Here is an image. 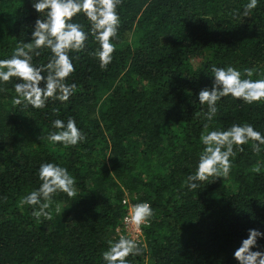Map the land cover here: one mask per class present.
<instances>
[{"label": "trees", "instance_id": "1", "mask_svg": "<svg viewBox=\"0 0 264 264\" xmlns=\"http://www.w3.org/2000/svg\"><path fill=\"white\" fill-rule=\"evenodd\" d=\"M32 3L0 0V59L31 42L36 19L43 18ZM246 3L123 0L106 68L93 55L99 45L91 35L84 50L69 53L75 71L66 82L77 85L69 100L49 98L42 109L13 105L20 81L0 82V264H106L108 240L119 238L127 208L141 202L153 216L141 225V254L129 255L128 264H239L234 252L248 230L264 233V146L259 153L252 141L234 146L227 177H210L193 190L186 182L202 134L250 124L264 135V101L223 97L207 121V106L198 100L201 89L212 87L213 65L231 66L242 79L254 69L250 79H264V0L244 17ZM71 22L90 30L83 13ZM38 51L34 66L51 55ZM69 117L85 141L49 142L52 122ZM46 162L68 170L77 196L57 192L52 219L37 222L34 206L20 201L39 187L38 169ZM251 251L264 252V238Z\"/></svg>", "mask_w": 264, "mask_h": 264}, {"label": "clouds", "instance_id": "2", "mask_svg": "<svg viewBox=\"0 0 264 264\" xmlns=\"http://www.w3.org/2000/svg\"><path fill=\"white\" fill-rule=\"evenodd\" d=\"M123 0H33L34 10L43 14L36 19L31 33V42L21 41L15 48L13 55L7 59H0V82L7 83L15 77L20 82L14 86L16 96L13 105L26 103L35 109L46 106L49 98L61 102L69 100L77 89L75 83L66 82L75 71L70 52H80L85 48V41L89 35L98 43V49L93 55L98 59L100 67L106 66L112 60L115 45L111 42L117 37L120 17L117 8ZM258 0H248L244 5L243 16L247 17L251 10L257 7ZM83 13L90 22V30L86 32L80 23L71 22L77 14ZM50 50V58L46 64L34 66L33 56H39V49ZM214 80L212 87L203 88L198 93L201 105L207 106L204 118L212 121L217 114V103L223 97L231 96L248 104L264 101V79L252 80L254 69H245L242 73L229 66L220 68L213 65L210 69ZM41 84L43 86L41 87ZM55 111V110H54ZM199 115V114H198ZM47 139L52 144L60 143L65 147L75 146L83 142L86 136L76 126V121L69 117L65 123L55 119ZM208 128V124L204 125ZM203 149L199 155L196 170L187 177L186 187L193 190L200 182L213 178L227 177L232 167L230 157L235 155L234 146H240L252 141V150L262 151L264 135L254 130L250 124H233L226 130H212L202 134ZM243 151V148L239 149ZM260 172V166L253 168ZM39 187L31 191L20 201L21 205L34 206L32 216L40 221L41 217L51 220L49 211L53 195L57 192L66 193L68 197L77 196L76 181L68 170L50 162L42 163L38 169ZM57 212L60 209L57 207ZM153 210L149 203L134 204L130 214L124 217L136 231L141 225L150 223ZM258 238H264V233L249 229L248 237L234 252V258L239 264H264V252L251 251L257 247ZM108 249L102 257L106 264H128L129 255H140L142 248L134 238L120 235L117 240H108Z\"/></svg>", "mask_w": 264, "mask_h": 264}, {"label": "built area", "instance_id": "3", "mask_svg": "<svg viewBox=\"0 0 264 264\" xmlns=\"http://www.w3.org/2000/svg\"><path fill=\"white\" fill-rule=\"evenodd\" d=\"M133 205H130L127 209V214L125 215V216H127V215H129L130 214V209H131V207H132ZM124 216V217H125ZM122 229H123V233H120V235H129L131 238H134V239H136L137 241H139L140 239H141V226H140V230L139 231H134L133 232V235H132V233H130L132 230H134V227L133 226H131V225H129L128 223H126L125 222V220H124V218H123V227H121ZM129 229H130V232H129ZM119 231V230H118Z\"/></svg>", "mask_w": 264, "mask_h": 264}, {"label": "rangeland", "instance_id": "4", "mask_svg": "<svg viewBox=\"0 0 264 264\" xmlns=\"http://www.w3.org/2000/svg\"><path fill=\"white\" fill-rule=\"evenodd\" d=\"M134 231H135V229H134V230H132V231L130 232V229H129V232H130V233H132V235H133V232H134Z\"/></svg>", "mask_w": 264, "mask_h": 264}]
</instances>
